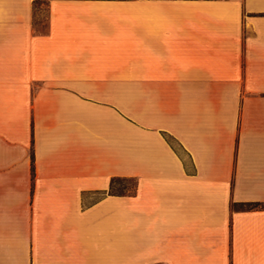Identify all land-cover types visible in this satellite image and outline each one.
Wrapping results in <instances>:
<instances>
[{
  "label": "crops",
  "instance_id": "crops-1",
  "mask_svg": "<svg viewBox=\"0 0 264 264\" xmlns=\"http://www.w3.org/2000/svg\"><path fill=\"white\" fill-rule=\"evenodd\" d=\"M0 264H264V0H0Z\"/></svg>",
  "mask_w": 264,
  "mask_h": 264
},
{
  "label": "rangeland",
  "instance_id": "rangeland-1",
  "mask_svg": "<svg viewBox=\"0 0 264 264\" xmlns=\"http://www.w3.org/2000/svg\"><path fill=\"white\" fill-rule=\"evenodd\" d=\"M39 6H40V5H37V8H39ZM39 16L41 17V16H43V15H41V13H40ZM39 22H40V21H39ZM173 144H174V146H175L176 148L179 149V147L177 146L176 143H173ZM135 185H136V183H135V181H133V180H129V181H125V182H121V183L115 185V187H114V189H113V192H114V193H123V194H124V193H131V192L134 191V189H135Z\"/></svg>",
  "mask_w": 264,
  "mask_h": 264
},
{
  "label": "trees",
  "instance_id": "trees-1",
  "mask_svg": "<svg viewBox=\"0 0 264 264\" xmlns=\"http://www.w3.org/2000/svg\"><path fill=\"white\" fill-rule=\"evenodd\" d=\"M167 140H168V142H169L171 145H173V147H174L173 141H172L170 138H167ZM174 148H175V150L178 152V149H177L176 147H174ZM129 180H130V179H122V178H116V179H113L112 182H111L110 193L113 194V195H127V194L132 195V194L134 193L135 189H134V191L131 192V193H124V194H123V193H114V192H113V189H114V187H115L116 184H119V183H121V182H125V181H129ZM133 181H134V180H133Z\"/></svg>",
  "mask_w": 264,
  "mask_h": 264
}]
</instances>
